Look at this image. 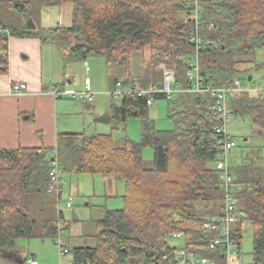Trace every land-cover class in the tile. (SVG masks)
Wrapping results in <instances>:
<instances>
[{"label":"trees","instance_id":"trees-1","mask_svg":"<svg viewBox=\"0 0 264 264\" xmlns=\"http://www.w3.org/2000/svg\"><path fill=\"white\" fill-rule=\"evenodd\" d=\"M193 1L0 0V7L10 12L0 17V73L8 71L10 36L55 44L63 57L78 61L99 56L124 64L131 52L148 47L174 69L176 84L182 89L170 97L154 95L170 101L174 98L168 108L173 123L170 130H157L148 119L147 95L132 90L112 104L114 125L130 116L141 119L140 142L126 138L118 145L112 133H66L59 135L54 150L0 151V257L20 258L18 239L35 235L54 239L66 228L60 212L57 220L40 222L35 234L36 221L25 203L30 193L49 192L53 155L63 172L112 176L125 186L123 207L106 210L97 221L95 246L69 249L71 264H159L164 255L172 257L182 247L221 259V254L209 249L210 237L203 228L205 221L216 216L215 206L210 208L209 203L216 201L220 208L222 204L215 169V100L209 93L187 90L191 81L186 76V61L194 52V25L187 18ZM66 3L73 6L70 27L46 28L36 23L43 7ZM197 4L202 10L201 35L213 41L199 52L203 82L230 87L241 72L239 59L264 48V0H197ZM179 12L184 18H177ZM29 18L35 23L33 30L26 26ZM210 22L214 25L211 29ZM255 66L264 69L263 64ZM229 109L233 117H247L264 136V93L252 96L236 91ZM145 146L153 149V164L148 168L142 155ZM233 174L244 186L238 193L239 215L234 228L238 249L242 226L247 222L253 238L252 261L248 264H264V157L244 160ZM175 233L183 234V246L168 242ZM30 257L34 258H22V264Z\"/></svg>","mask_w":264,"mask_h":264},{"label":"crops","instance_id":"crops-1","mask_svg":"<svg viewBox=\"0 0 264 264\" xmlns=\"http://www.w3.org/2000/svg\"><path fill=\"white\" fill-rule=\"evenodd\" d=\"M52 8L60 9L58 26L70 27L73 12V6L70 3L43 7L39 19H41L42 12ZM38 25L42 26V24ZM42 27L54 26L44 25ZM256 53L264 56V48L256 50L252 56L239 59L238 69L244 72L246 77L244 79L236 78L241 79V90L238 91H247L252 96L264 93V85L255 88V84L252 82V72L260 73L264 80V69H257L255 66L264 65V59L256 61ZM6 57L8 71L0 73V151L19 148L54 150L59 135L66 133L88 134L93 123H97L94 121L95 117L101 115L103 110L110 114L112 104L120 100L121 97L113 95L117 80L123 82L121 89L124 92L143 91L160 85L165 69L174 71L165 61L157 59L148 47L142 51L131 52L128 61L124 64L108 62L99 56L94 57L98 59L87 58L84 61H78L63 57L55 44L43 43L34 37L10 36ZM99 58L103 59L105 63H101ZM137 65H140L139 68L144 70L142 75L132 70V67ZM103 68L107 70L104 76L102 75ZM93 72H99V75L94 77ZM16 82L26 83L27 88L21 92H14L11 85ZM53 91L71 93L88 91L91 93L92 99L84 101L75 95H67L68 93L56 96ZM106 94L110 96V105L108 108L101 105L100 108L98 102ZM94 95L97 96L94 97ZM254 128L257 134H261L259 127L254 125ZM246 141L247 138L244 139L245 143ZM262 145L255 147L258 148L255 151L254 147L250 148L244 144L239 154L232 150L228 157L231 172L233 173V169L241 165L244 160L263 158ZM236 156L239 157V161L232 165L231 160H234ZM50 194L54 195L58 203L57 195L51 192ZM219 212L220 207L215 215H218ZM19 257L22 259L26 256Z\"/></svg>","mask_w":264,"mask_h":264},{"label":"rangeland","instance_id":"rangeland-1","mask_svg":"<svg viewBox=\"0 0 264 264\" xmlns=\"http://www.w3.org/2000/svg\"><path fill=\"white\" fill-rule=\"evenodd\" d=\"M59 12V8L46 10L42 12L41 19H35L36 23L40 25L42 24V26L58 25ZM9 13L8 10L0 7L1 18L5 14L9 15ZM184 16V13L181 12L177 14L178 19H182ZM88 59L98 58L89 57ZM99 59L101 63H105L103 59ZM263 59L264 56H262V54L256 53V61H261ZM139 66L140 65L132 67V70H135L139 72V75H142L144 70H141ZM105 72H107V70L106 68H103V76L105 75ZM98 75L99 72H93L94 77ZM252 76V82L255 84V88L264 85V80L261 78L260 73L252 72ZM245 77L246 75L244 72H239L238 78L244 79ZM96 96L97 95H94V97ZM231 96L232 95L230 94L228 102L230 101ZM173 99L174 98H171V101ZM171 101L165 98H152L151 100L147 116L149 120L153 121L157 130H170L173 127V123L168 116V108ZM115 102L118 103L119 100ZM98 104L100 105V108L101 105L108 108L110 105V96L106 94L103 99L99 100ZM104 112L105 111L103 110L101 114ZM140 123L141 119L136 116H130L126 121L118 123L117 125H114L113 123L100 124L97 122L93 123L94 126H91L88 130V134L112 133L116 144L118 145L123 144L126 138H129L134 142H140ZM227 132L237 144V146L233 148L237 154L240 153L244 144H247L250 148L254 147L253 149L256 151L258 148L255 147H259L264 143V136L255 132L254 125L245 116L232 117L227 123ZM245 138H247L246 143L244 142ZM142 155L145 167H151L153 164L152 147H143ZM238 161L239 157L236 156L234 160H231V164L234 165ZM59 184L62 198L59 199L58 203L55 200L54 195L50 193H30L26 195L25 203L29 215L36 221L35 234H37V231L39 230L40 222L44 220H57L59 218V213L61 212L62 220L66 222L62 223L66 226L60 234L62 244L68 249L76 246H95L96 234L98 231L96 224L97 221L105 216L106 210L120 209L123 207L122 195L125 191L124 183L112 176L89 173H71L65 171L60 175ZM69 198H71L72 205L70 208H67L66 201ZM198 206L202 207V204ZM214 206L216 210L215 212H217L218 207L220 206L219 203L216 201L209 203L210 208ZM168 242L176 247L183 246L182 240L177 239L174 236L168 237ZM252 249V227L249 223L245 222L242 226V239L239 255L236 258L237 263H250L252 261ZM16 252L19 256H35L39 264H70L72 259V254L70 252L66 254L59 253L58 247L53 238H41L37 235L29 239H18L16 242ZM0 264L18 263L12 258L1 256Z\"/></svg>","mask_w":264,"mask_h":264},{"label":"built area","instance_id":"built-area-1","mask_svg":"<svg viewBox=\"0 0 264 264\" xmlns=\"http://www.w3.org/2000/svg\"><path fill=\"white\" fill-rule=\"evenodd\" d=\"M193 8L188 14V20L194 25V33L191 36V41L194 43V52L186 61L187 71L186 76L191 81V87L187 90L197 93H209L214 97L215 103L213 105L216 112L217 123L214 125V137L218 140V151L215 157V169L219 173L220 188L222 190V204L218 215L203 223V228L209 236L208 247L211 251L221 254V259L217 257H208L198 252H195L184 247L177 248L174 255H164L159 264H241L237 263L236 258L239 255V249L235 238V224L238 220V193L244 188L243 184L237 181L228 164V157L230 152L236 146V142L231 138L227 132V123L233 117L229 109V96L234 91L241 90V79H235L234 84L230 87H213L205 85L203 76L200 73V57L199 52L205 49L213 41L207 37H202L201 30L202 10L197 4V0L193 1ZM209 28H213V23H208ZM122 81L117 80L115 83V90L113 95L119 97L125 92L121 89ZM27 88L26 83L16 82L11 85L14 92H21ZM182 89L176 84V75L173 70L165 69L163 72V80L160 85L146 89L143 91H134L138 95H147V103L151 104L152 98L155 94H164L170 97ZM68 93V94H67ZM53 94L58 96L62 94L75 95L84 101L92 99L90 92L71 93L64 91H53ZM62 167L59 165L55 156L52 155L50 160L48 191L55 193L57 197L62 198L60 188V175ZM72 205L71 198L66 201V207L70 208ZM61 233H58L54 241L58 247L60 254H66L69 249L61 242ZM177 239L184 240L182 233H175L173 235ZM25 264H39L38 261L30 257ZM71 264V262H70Z\"/></svg>","mask_w":264,"mask_h":264},{"label":"water","instance_id":"water-1","mask_svg":"<svg viewBox=\"0 0 264 264\" xmlns=\"http://www.w3.org/2000/svg\"><path fill=\"white\" fill-rule=\"evenodd\" d=\"M26 26L29 28V29H35L36 26H35V23L33 22V20L31 18H29L26 22ZM94 121H97V122H102V123H108L111 121V115L108 113V112H104L103 114L95 117ZM11 258V257H9ZM15 261L18 263V264H22L23 263V259H19V258H16Z\"/></svg>","mask_w":264,"mask_h":264}]
</instances>
